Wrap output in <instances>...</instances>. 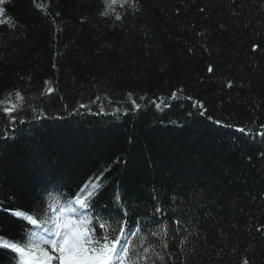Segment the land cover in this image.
<instances>
[{"label": "trees", "instance_id": "obj_1", "mask_svg": "<svg viewBox=\"0 0 264 264\" xmlns=\"http://www.w3.org/2000/svg\"><path fill=\"white\" fill-rule=\"evenodd\" d=\"M37 4L0 5L17 25H0V99L14 90L26 98L15 125L0 112V209L99 176L102 208L118 206L150 229L154 218L183 220L188 241H170L176 258L165 254L163 264H264V142L235 131L264 124V0H140L121 21L99 15L102 0ZM178 90L169 107L149 102ZM128 93L140 110L124 102ZM97 96L113 102H99L107 114H95ZM116 107L127 114L112 115ZM15 221L0 211V232L17 236ZM147 243L164 254L150 233ZM0 264L14 261L0 253Z\"/></svg>", "mask_w": 264, "mask_h": 264}, {"label": "snow or ice", "instance_id": "obj_2", "mask_svg": "<svg viewBox=\"0 0 264 264\" xmlns=\"http://www.w3.org/2000/svg\"><path fill=\"white\" fill-rule=\"evenodd\" d=\"M4 2L5 0H0V5ZM33 3L37 4V0H33ZM102 3L104 7L99 15L105 18L114 16L115 21H121L128 10L133 14L140 11V0H102ZM37 6L41 10L47 8L44 3ZM117 7L121 11H117ZM4 17L5 9L0 7V25H7L11 29L17 27L10 17ZM258 47L253 45L252 51H257ZM208 72H213L211 66L208 67ZM44 83L47 85L48 81ZM227 86L232 87V82L229 81ZM53 91V88H47L46 93L41 95H51ZM182 91H173L167 100L158 97L149 102L157 109L166 108L170 106L168 100H177L178 92ZM102 99L107 101V104L113 103L108 96L95 97L90 101L99 109L95 114H107V104L99 103ZM139 100L144 101L145 97L140 96ZM184 100L191 101L192 108L198 109L199 115L205 116L207 110L201 101L191 96H184ZM25 102L26 98L20 90L9 92L0 99V112L7 117L10 125L16 124L18 117L13 113L23 111ZM124 102L131 103L132 110H140L142 107V104L133 98L132 93L127 94ZM79 108L91 112L89 105L83 102L79 103ZM127 112L126 108L116 107L111 114L126 115ZM207 118L217 126L234 127L232 124H222L220 120L211 116ZM19 123H25L24 119L19 118ZM259 129L254 132L247 126H235V131L246 136H258L264 142V124H260ZM94 181L84 183L75 192L51 195L47 201L41 199L31 207L13 206L0 209L15 217V222L20 223V232L17 236L0 232V253L9 255L14 264H149L153 256L163 264L165 254L169 260L176 258L170 250V241L179 238L178 247L181 248L188 241V236L181 234L184 224L182 219H169L166 222L154 218L153 227L150 229L149 225L141 220L130 218L128 213L121 212L118 206L115 210L111 205L102 208L98 203L102 180L97 176ZM114 199L124 198L116 195ZM161 212L160 207L155 208L156 214ZM170 224L176 225L175 235L170 234ZM183 231L187 233L188 229L183 228ZM256 231L260 232L261 228H257ZM149 233L160 241L159 247L164 254L156 251V245L147 243ZM137 239L139 244L136 243ZM180 264H184V261L181 260ZM242 264L250 262L244 259Z\"/></svg>", "mask_w": 264, "mask_h": 264}]
</instances>
